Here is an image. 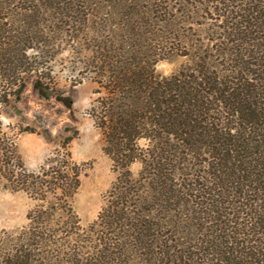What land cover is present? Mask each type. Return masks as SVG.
I'll use <instances>...</instances> for the list:
<instances>
[{
  "label": "trees",
  "instance_id": "1",
  "mask_svg": "<svg viewBox=\"0 0 264 264\" xmlns=\"http://www.w3.org/2000/svg\"><path fill=\"white\" fill-rule=\"evenodd\" d=\"M61 41L115 178L84 228L66 145L29 171L0 121V183L34 202L0 264H264V0H0L1 105L46 95Z\"/></svg>",
  "mask_w": 264,
  "mask_h": 264
},
{
  "label": "rangeland",
  "instance_id": "2",
  "mask_svg": "<svg viewBox=\"0 0 264 264\" xmlns=\"http://www.w3.org/2000/svg\"><path fill=\"white\" fill-rule=\"evenodd\" d=\"M59 43L61 49L53 51L47 63L51 83L46 95L41 96L34 90L33 78L28 77L18 98H10L7 104H0V121L4 130L13 137L17 153L29 171L36 170L55 149L66 145L72 160L82 169L72 207L80 225L85 228L96 219L115 174L103 152L102 137L88 115L96 98V85L80 73L77 55L71 53L67 42ZM183 61L181 57L160 61L155 71L167 76ZM59 99H68L70 108ZM139 144L144 145V141ZM139 168L135 163L130 170L135 175ZM33 205L29 195L7 189L0 183V230L22 228Z\"/></svg>",
  "mask_w": 264,
  "mask_h": 264
}]
</instances>
